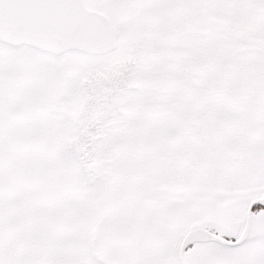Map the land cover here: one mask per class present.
Here are the masks:
<instances>
[{
	"label": "snow or ice",
	"instance_id": "6c2138e0",
	"mask_svg": "<svg viewBox=\"0 0 264 264\" xmlns=\"http://www.w3.org/2000/svg\"><path fill=\"white\" fill-rule=\"evenodd\" d=\"M0 264H264V0H0Z\"/></svg>",
	"mask_w": 264,
	"mask_h": 264
}]
</instances>
